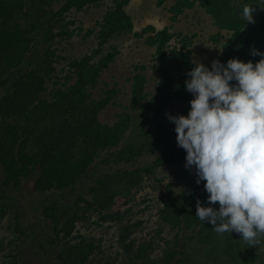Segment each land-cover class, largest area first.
I'll return each mask as SVG.
<instances>
[{
  "label": "trees",
  "instance_id": "obj_1",
  "mask_svg": "<svg viewBox=\"0 0 264 264\" xmlns=\"http://www.w3.org/2000/svg\"><path fill=\"white\" fill-rule=\"evenodd\" d=\"M130 1L112 0L86 32L97 47L70 57L55 44L81 29L68 15L107 0H0V221L8 218L14 234L0 240V264H264V236L248 245L195 216L197 199L208 203L204 182L191 185L195 174L183 186L166 181L168 170L190 171L174 123L159 117L176 99L186 103L179 114L188 112L193 94L184 81L196 33L153 24L135 31L156 48V91H147V67L136 65L129 103L107 82L95 92L119 52H104L105 44L134 31ZM244 2L175 0L169 10L176 21L197 3L205 7L229 32L218 60L255 62L251 49L264 50V0H247L262 6L253 4L254 22H244ZM109 104L120 107L113 122L100 119ZM148 187L161 188L158 196L137 201ZM97 226L116 229L113 260L97 261L104 237L82 231Z\"/></svg>",
  "mask_w": 264,
  "mask_h": 264
},
{
  "label": "clouds",
  "instance_id": "obj_2",
  "mask_svg": "<svg viewBox=\"0 0 264 264\" xmlns=\"http://www.w3.org/2000/svg\"><path fill=\"white\" fill-rule=\"evenodd\" d=\"M253 4L259 3L242 4L244 22H254ZM251 55L260 59H213L210 67L192 61L184 81L193 94L188 112L166 115L185 150L184 166L194 167L197 184L204 182L208 203L198 198L195 216L217 234L235 231L248 245H259L264 236V50L253 47Z\"/></svg>",
  "mask_w": 264,
  "mask_h": 264
},
{
  "label": "rangeland",
  "instance_id": "obj_3",
  "mask_svg": "<svg viewBox=\"0 0 264 264\" xmlns=\"http://www.w3.org/2000/svg\"><path fill=\"white\" fill-rule=\"evenodd\" d=\"M175 0H166L163 5L158 4V0H131L127 5V10L131 14L134 24V31L117 34L105 44V51L112 50L117 47L119 50L115 60L105 68L100 77V85L95 89L98 94L101 88L107 82L109 87L117 88L116 100L129 103L131 96L130 77L136 72V65H145L144 73L147 76V91L151 94L156 91L157 79L156 69L153 65L156 63V48L147 43L148 33L143 36H137L134 32H141L149 24L155 25L157 28L169 26L170 30L175 32L183 30L188 33H196L195 51L193 61H199L206 66H211L213 59H218L222 51V43L226 40L229 32L219 28L213 21L211 15L206 11L205 7L196 4L193 8H187L184 13L180 14L176 21L171 20V12L169 8L174 4ZM112 4V0H107L102 6H94L87 11H71L68 18H75V25L81 29H77L76 33L68 39H59L55 42L60 48V52L70 57L81 56L97 47L98 39L94 34L86 35L89 28H97V20L103 17L107 10V6ZM219 33L221 36L215 40L213 34ZM61 66V65H59ZM186 103L176 99L162 111L159 119L170 122L166 113L179 114L185 109ZM120 110L113 104H109L100 114V119L105 122H113L117 119L116 113ZM196 175L194 167L190 171L183 173H175L171 170L166 171V181L173 180V185H185L191 181V177ZM196 181H191L194 185ZM153 188H146L137 195V201H142L144 196L156 197L160 192ZM144 205V203L142 204ZM125 208L126 205L120 206ZM155 218V217H154ZM11 221L8 218L0 221V240L5 236H11ZM104 227L95 229L82 228L85 233H94L96 236H103L105 251L99 254L97 261H107L116 256L121 247L116 242L117 232L115 228H110L107 232ZM11 233V234H10ZM121 263V262H120Z\"/></svg>",
  "mask_w": 264,
  "mask_h": 264
}]
</instances>
